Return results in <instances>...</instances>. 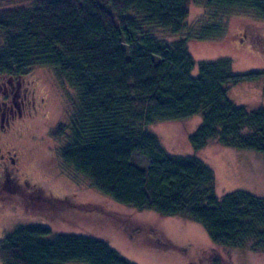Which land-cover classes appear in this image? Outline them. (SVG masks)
Segmentation results:
<instances>
[{"label": "trees", "instance_id": "trees-1", "mask_svg": "<svg viewBox=\"0 0 264 264\" xmlns=\"http://www.w3.org/2000/svg\"><path fill=\"white\" fill-rule=\"evenodd\" d=\"M188 1L0 0V74L18 77L46 66L71 89L68 120L51 135L62 165L97 190L121 204L200 223L225 248L264 252V197L244 190L218 196L209 165L195 155L170 154L149 130L201 115L189 136L194 150L216 141L264 154V105H238L228 95L243 82H260L264 91V69L236 72L229 57L197 62L187 45L222 36L234 11L264 19V0H205L216 19L192 29ZM0 259L136 264L104 240L53 234L42 225L8 233Z\"/></svg>", "mask_w": 264, "mask_h": 264}, {"label": "rangeland", "instance_id": "rangeland-1", "mask_svg": "<svg viewBox=\"0 0 264 264\" xmlns=\"http://www.w3.org/2000/svg\"><path fill=\"white\" fill-rule=\"evenodd\" d=\"M188 9L189 29L198 26L201 20L216 19L212 16L214 9L205 0H189ZM227 19L222 36L188 41L193 58L199 62L229 57L236 72L264 69V19L250 11H234ZM157 32L163 36L167 33L164 29ZM186 32L167 40L174 41ZM191 74L198 75V64ZM29 75L37 83L35 98L39 113L33 117L36 114L33 111L27 117L21 132L27 140L35 181L46 196H55L58 203L46 201L38 207L27 203V199L20 201V209L6 214L0 239L18 226L42 225L48 226L53 234H84L104 240L136 264H212L215 259L221 264H264V252L217 245L200 223L118 203L97 190L87 177L66 169L51 131L68 120L72 91L63 86L49 67L35 66ZM260 88L263 91L260 82H243L230 86L228 95L236 104L254 108L264 105V91L259 96ZM201 122L202 116L196 115L180 121L159 122L149 130L159 137L170 154L195 155L209 165L215 171L218 196L244 190L264 197V154L226 147L216 141L194 150L189 136ZM13 201L19 205L17 198ZM0 264H3L1 259Z\"/></svg>", "mask_w": 264, "mask_h": 264}, {"label": "flooded vegetation", "instance_id": "flooded-vegetation-1", "mask_svg": "<svg viewBox=\"0 0 264 264\" xmlns=\"http://www.w3.org/2000/svg\"><path fill=\"white\" fill-rule=\"evenodd\" d=\"M36 86V80L29 73L18 77L0 74V228L6 214L20 209V201L24 199L38 207L46 201L58 203L55 196H46L35 181L27 140L21 132L27 117L32 116L33 111L36 113L33 117L39 113ZM13 198H17L19 205L12 202Z\"/></svg>", "mask_w": 264, "mask_h": 264}, {"label": "crops", "instance_id": "crops-1", "mask_svg": "<svg viewBox=\"0 0 264 264\" xmlns=\"http://www.w3.org/2000/svg\"><path fill=\"white\" fill-rule=\"evenodd\" d=\"M259 96H261V93L263 94V91L261 90V88L259 89Z\"/></svg>", "mask_w": 264, "mask_h": 264}]
</instances>
